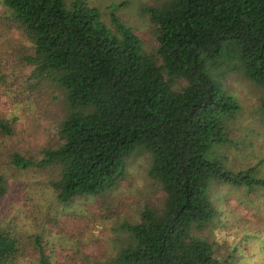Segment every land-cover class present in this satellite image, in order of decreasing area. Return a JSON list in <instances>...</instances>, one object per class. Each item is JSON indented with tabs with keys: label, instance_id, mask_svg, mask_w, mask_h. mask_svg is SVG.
Listing matches in <instances>:
<instances>
[{
	"label": "trees",
	"instance_id": "1",
	"mask_svg": "<svg viewBox=\"0 0 264 264\" xmlns=\"http://www.w3.org/2000/svg\"><path fill=\"white\" fill-rule=\"evenodd\" d=\"M2 2L30 42L16 53L18 68H33L26 82L59 93L52 96L55 144L42 148L40 158L9 150L7 165L51 168L48 184L66 204L113 187L130 155L142 149L150 156L148 176L164 194L157 207L121 225L128 237L108 264H230L202 236L217 216L207 190L248 181L246 172L205 157L224 133V118L238 109L205 66L228 51L232 69L260 88L264 113V0H151L142 10L152 49L132 25L104 13L108 26L83 0ZM15 109L0 112V157L20 133ZM6 187L0 166V197ZM1 222L0 264H60L45 254L42 237L22 240ZM26 244L36 252L23 259Z\"/></svg>",
	"mask_w": 264,
	"mask_h": 264
},
{
	"label": "rangeland",
	"instance_id": "2",
	"mask_svg": "<svg viewBox=\"0 0 264 264\" xmlns=\"http://www.w3.org/2000/svg\"><path fill=\"white\" fill-rule=\"evenodd\" d=\"M83 1L95 9L100 21H104V13L115 15L135 28L146 48L155 46L150 41L148 15L142 10L151 0ZM7 11L0 0V112L10 114L16 107L13 112L20 114L17 122L20 133L8 139L1 152L0 166L6 173L7 186L0 197L1 224L21 234L22 240L30 233L42 237V247L52 262L108 264L126 243L128 232L121 225L135 222L144 207H157L163 197L162 189L148 176L150 156L136 149L127 159L124 175L113 187L66 204L59 203L48 184L55 174L51 168L21 170L7 165V152L12 149L40 158L42 148L55 144L59 120L53 116L57 106L52 99L59 93L44 84L39 90H32L26 76L33 68L20 69L16 65V53L30 42L12 25ZM222 53L226 65H219L222 58H212L205 68L236 99L238 109L224 118V133L210 143L205 157L217 160L234 173L246 172L248 182L210 184L207 192L217 216L202 236L215 242L220 256L227 257L230 264H264L261 262L264 254L262 93L240 71L232 69L235 64L228 58V51ZM35 252L26 244L22 257L32 258Z\"/></svg>",
	"mask_w": 264,
	"mask_h": 264
}]
</instances>
